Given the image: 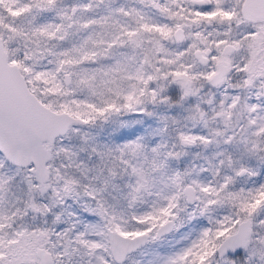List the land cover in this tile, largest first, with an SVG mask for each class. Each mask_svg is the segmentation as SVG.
Returning <instances> with one entry per match:
<instances>
[{"label":"snow or ice","instance_id":"obj_1","mask_svg":"<svg viewBox=\"0 0 264 264\" xmlns=\"http://www.w3.org/2000/svg\"><path fill=\"white\" fill-rule=\"evenodd\" d=\"M0 264H264V0H0Z\"/></svg>","mask_w":264,"mask_h":264}]
</instances>
